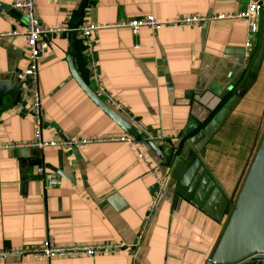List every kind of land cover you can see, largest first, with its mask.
<instances>
[{
	"label": "crops",
	"instance_id": "1",
	"mask_svg": "<svg viewBox=\"0 0 264 264\" xmlns=\"http://www.w3.org/2000/svg\"><path fill=\"white\" fill-rule=\"evenodd\" d=\"M12 1L0 0L5 12L0 13V80L18 79L27 65L24 35H3L24 29L21 12L7 8ZM257 1L262 4L257 32L246 48L244 22L212 16L235 14L248 0H33L36 17L50 27L64 25L69 12L74 18L82 2L79 23L113 24L149 14L162 22L191 15L205 20L155 30L141 27L136 34L128 27L98 29L93 35L96 78L88 73L83 56L74 59L92 90L99 82L123 106L127 116L116 110L120 115L171 141L161 145L170 155L164 166L150 144L137 140L144 158L168 175L164 195L153 209L155 180L128 142L102 140L67 149L2 148L5 143L32 141L34 124L26 91L17 100L0 97V249L33 246L47 238L57 245H121L113 253L75 257L12 255L0 264L207 263L248 168L245 159L220 149L212 138L215 133L200 149L191 137L249 73L250 87L230 105L228 114L232 110L255 122L264 117V0ZM69 36L51 37L39 60L42 138L128 135L72 76ZM39 166L55 172L60 185L45 188Z\"/></svg>",
	"mask_w": 264,
	"mask_h": 264
},
{
	"label": "built area",
	"instance_id": "2",
	"mask_svg": "<svg viewBox=\"0 0 264 264\" xmlns=\"http://www.w3.org/2000/svg\"><path fill=\"white\" fill-rule=\"evenodd\" d=\"M7 8L19 11L22 14L24 21L23 31L11 30L3 35H19L22 34L25 37L26 43V59L27 65L25 69L18 74V79L23 83L22 94L26 91L30 99V115L34 124V138L32 141L27 143H16L8 144L5 143L1 145L2 148H14L23 146H33L37 148L44 147H58L61 149H67L69 147H83L94 141H124L131 144L136 150L139 159L144 161L147 171L153 176L155 180L154 190L152 193L153 203L152 209L157 203V201L164 195L165 189L168 184L167 173H159L157 169L150 164L145 158L142 152L137 147V140L134 136L119 135V136H108L101 139L93 138H79V139H51L45 140L42 138V105L40 99V89H39V73L38 65L39 60L48 48L49 40L55 35H70L75 33L79 40L81 46V54L84 58V64L88 73L96 78V66L94 59V48L95 41L93 35L98 29L109 26L116 27H128L133 34H136L141 27H147L151 30L158 29L163 25H193L195 23H200L205 20L203 16H185L176 19L172 22H162L156 20L153 15L149 14L146 16H141L137 18H132L127 21H120L113 24H93L90 22L83 21L78 24L76 28H72L71 22L73 18V12H69L66 16V23L59 26H45L41 24L34 12V2L33 0H15L7 4ZM262 10V4L257 0H248L246 7L231 15H213L214 19L222 18H235L247 25V42L245 47L250 46L251 37L257 32V22L256 19ZM0 13L5 14L4 11L0 10ZM27 85H26V84ZM27 88V90H26ZM94 91L98 95L104 96L105 102H107L112 108L118 112H122L127 116V113L123 106L109 93H107L104 88L97 82ZM132 124L141 130L146 139H150L156 145H170L171 141H168L167 136L161 132H154L150 129L145 128L141 123L135 119H130ZM172 153L174 154V147ZM37 173L40 175L45 188L57 187L61 183L60 177L53 171L45 169L43 166L37 168ZM148 218L144 220V226L147 224ZM121 248L120 244L117 243H98V244H69V245H57L51 238H47L40 244L33 246H21L16 248H4L0 249V261L4 260L8 256H18V257H75L82 255H95L100 253L116 252Z\"/></svg>",
	"mask_w": 264,
	"mask_h": 264
},
{
	"label": "water",
	"instance_id": "3",
	"mask_svg": "<svg viewBox=\"0 0 264 264\" xmlns=\"http://www.w3.org/2000/svg\"><path fill=\"white\" fill-rule=\"evenodd\" d=\"M84 5L85 2H82L77 9L72 21V28L78 26ZM74 35L75 33L70 34L68 43V63L74 79L92 101L125 132L150 144L161 159L162 165L167 166L170 155L166 154L153 141L146 139L141 130L99 97L78 73L74 64L76 55ZM249 74L212 119L191 137L196 149H200L218 130L229 112L230 105L248 90L252 83V76H249ZM22 87L23 82L19 79L14 80L13 77L7 80H0V97L6 94L13 100H17L22 93ZM206 264H264V132L234 202L229 220L213 255Z\"/></svg>",
	"mask_w": 264,
	"mask_h": 264
},
{
	"label": "trees",
	"instance_id": "4",
	"mask_svg": "<svg viewBox=\"0 0 264 264\" xmlns=\"http://www.w3.org/2000/svg\"><path fill=\"white\" fill-rule=\"evenodd\" d=\"M74 40L76 41L75 56L78 60V58H82L81 46L77 37H75ZM251 57L253 58V56ZM250 60L251 58L249 62ZM263 132L264 117L255 122L254 119L244 117L239 113H233L231 110L212 138L216 137L214 140L220 144L221 150L227 151L228 153L233 152L236 154V157L245 159L248 168ZM138 139L139 138H136V140ZM157 146L162 149L161 145ZM170 154H173L172 149H170Z\"/></svg>",
	"mask_w": 264,
	"mask_h": 264
}]
</instances>
